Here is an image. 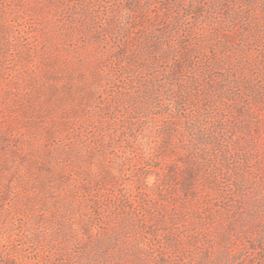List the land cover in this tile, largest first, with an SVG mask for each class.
<instances>
[{"label":"rangeland","instance_id":"rangeland-1","mask_svg":"<svg viewBox=\"0 0 264 264\" xmlns=\"http://www.w3.org/2000/svg\"><path fill=\"white\" fill-rule=\"evenodd\" d=\"M0 264H264V0H0Z\"/></svg>","mask_w":264,"mask_h":264}]
</instances>
